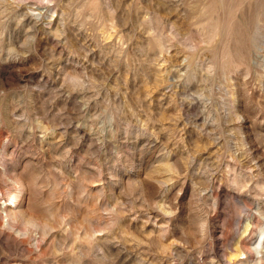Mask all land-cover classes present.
<instances>
[{
  "label": "clouds",
  "instance_id": "9594fccd",
  "mask_svg": "<svg viewBox=\"0 0 264 264\" xmlns=\"http://www.w3.org/2000/svg\"><path fill=\"white\" fill-rule=\"evenodd\" d=\"M0 264H264V0H0Z\"/></svg>",
  "mask_w": 264,
  "mask_h": 264
}]
</instances>
